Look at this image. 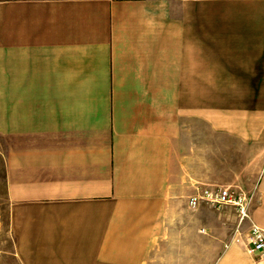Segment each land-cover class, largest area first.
Wrapping results in <instances>:
<instances>
[{"label":"crops","instance_id":"obj_1","mask_svg":"<svg viewBox=\"0 0 264 264\" xmlns=\"http://www.w3.org/2000/svg\"><path fill=\"white\" fill-rule=\"evenodd\" d=\"M0 132L16 264H264V0H0Z\"/></svg>","mask_w":264,"mask_h":264},{"label":"built area","instance_id":"obj_2","mask_svg":"<svg viewBox=\"0 0 264 264\" xmlns=\"http://www.w3.org/2000/svg\"><path fill=\"white\" fill-rule=\"evenodd\" d=\"M200 202L206 203L215 210H221L227 205H232L237 214V225L233 236L239 234V229L245 221H250L249 206L251 195L236 192L227 187L197 188L196 193L189 198L188 205L191 208L198 206ZM247 252L258 261L264 263V229L251 223L247 234Z\"/></svg>","mask_w":264,"mask_h":264},{"label":"rangeland","instance_id":"obj_3","mask_svg":"<svg viewBox=\"0 0 264 264\" xmlns=\"http://www.w3.org/2000/svg\"><path fill=\"white\" fill-rule=\"evenodd\" d=\"M8 141L0 132V264H16L14 259V246L12 236L8 230V222L6 215V206L3 191V158L2 150L4 144ZM236 191V190H233ZM247 196H250L246 194ZM236 212V211H235ZM237 217V214H236Z\"/></svg>","mask_w":264,"mask_h":264}]
</instances>
